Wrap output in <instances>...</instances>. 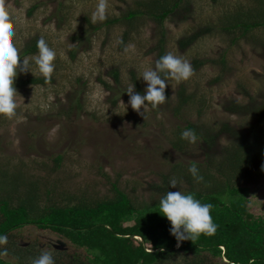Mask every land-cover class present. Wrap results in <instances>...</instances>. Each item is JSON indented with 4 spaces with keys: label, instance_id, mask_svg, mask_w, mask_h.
<instances>
[{
    "label": "rangeland",
    "instance_id": "obj_1",
    "mask_svg": "<svg viewBox=\"0 0 264 264\" xmlns=\"http://www.w3.org/2000/svg\"><path fill=\"white\" fill-rule=\"evenodd\" d=\"M143 1L108 0V18L93 23L98 0H4L18 48L29 38L43 37L57 52L52 80L15 85L16 114L0 115V166L37 179L41 205L110 199L112 183L134 205L149 202L158 196L156 186L166 183L171 191L178 190L168 186L175 177L173 165L218 163L232 142L230 131L248 136L252 128L256 133L264 129V26L235 41L232 38L238 33L216 26L222 13L243 10L250 6L249 0H182L160 26L146 16L131 23L112 22ZM197 32L188 45H179L181 38ZM161 36L164 54L187 59L194 73L187 81L169 79V105H148L142 116L130 105L126 109L125 91L134 84L143 93L146 83L140 75L155 66ZM221 52L225 53L223 66L217 62ZM194 60L204 63L194 68ZM111 69L118 70V87ZM33 72H22L21 78L42 76L34 64ZM180 86L194 96L183 119L171 110ZM234 105L241 110H230ZM187 122L214 135V140L199 138L183 150L173 148L171 140L179 138L175 133L184 131ZM58 154L60 165L52 170V158ZM223 166L230 169L226 162ZM177 181L181 190H188L190 183L184 177ZM246 184L251 209L261 213L264 160Z\"/></svg>",
    "mask_w": 264,
    "mask_h": 264
},
{
    "label": "trees",
    "instance_id": "obj_2",
    "mask_svg": "<svg viewBox=\"0 0 264 264\" xmlns=\"http://www.w3.org/2000/svg\"><path fill=\"white\" fill-rule=\"evenodd\" d=\"M181 1L146 0L112 22L124 19L131 23L146 16L160 26ZM249 3L252 6L243 10L237 8L222 13L216 24L226 32L238 33L233 41L264 26V0H249ZM208 30L205 28L204 31ZM198 35L199 32L181 38L179 45L185 47ZM38 39L33 37L24 41L19 47L20 53L25 57L38 53ZM162 55L164 40L161 36L156 44V61ZM217 62L222 66L225 64L224 52ZM202 63L203 60H194L193 67ZM110 72L117 85L118 70L111 69ZM21 74L18 72L14 86L43 85L52 80L43 76L21 78ZM135 86L136 91L142 93ZM165 94L166 105H169L167 87ZM193 99V94L186 93L180 86L176 101L171 102L173 115L183 119ZM239 109L238 105L230 108L234 112ZM223 125L221 130H225L226 124ZM184 128L194 130L197 139L202 138L208 143L215 138L193 122H187ZM261 131L256 133L252 128L248 136L230 131L234 140L225 147V154L218 158V163L209 160L207 165L194 161H189L188 165H173L174 178L184 177L190 183L186 192L193 193L202 203L213 205L211 215L217 225L214 235H201L195 241L181 242L178 247L169 231L170 222L158 212L159 197L166 190L171 191L166 183L155 187L156 198L137 206L116 183L111 185L113 195L110 199L63 206L41 205V187L37 179L19 169L9 172L0 166V234L8 237L7 244L0 245V264H32L42 250L53 253L55 264H249L250 260H254V264H264V211L256 213L251 209L246 186L247 179L264 160V129ZM175 134L179 138L174 137L171 145L183 150L189 141L181 139L180 129ZM61 158L60 154L52 158V170L60 165ZM225 162L230 169L224 168ZM192 164L197 165L201 180L188 171Z\"/></svg>",
    "mask_w": 264,
    "mask_h": 264
},
{
    "label": "clouds",
    "instance_id": "obj_3",
    "mask_svg": "<svg viewBox=\"0 0 264 264\" xmlns=\"http://www.w3.org/2000/svg\"><path fill=\"white\" fill-rule=\"evenodd\" d=\"M108 0H98L96 8L92 13L93 23L103 22L109 16ZM15 29L12 17L4 5V0H0V115L11 118L16 114L18 108V92L14 86L18 72H33V64L39 73L50 79L55 69L54 61L57 52L50 47L48 42L41 37L36 42L38 54L32 57H25L20 53V49L15 43ZM194 73L190 62L172 52L162 55L154 67L145 68L140 77L146 83L143 91H134L135 85H130L125 91L129 95L127 106L143 116L148 105L156 108L166 102V87L169 79L176 82L187 81ZM143 108V111H141ZM181 139H186L190 143H195L197 135L192 129L181 132ZM188 171L197 180L202 177L198 175L199 170L196 164H192ZM168 186L178 188L176 191H165L158 199L159 213L170 222L169 229L174 236L177 245L183 241L197 240L201 235H214L217 225L213 222L210 203H202L200 199L191 192H186L178 187L177 179H170ZM8 237L0 234V245H6ZM32 264H55V259L51 251L42 250L40 254L32 260ZM249 264H254L250 260Z\"/></svg>",
    "mask_w": 264,
    "mask_h": 264
}]
</instances>
